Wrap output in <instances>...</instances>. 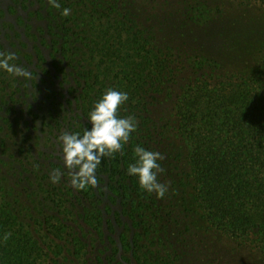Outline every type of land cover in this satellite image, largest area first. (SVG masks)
Wrapping results in <instances>:
<instances>
[{
    "label": "trees",
    "instance_id": "16d2710c",
    "mask_svg": "<svg viewBox=\"0 0 264 264\" xmlns=\"http://www.w3.org/2000/svg\"><path fill=\"white\" fill-rule=\"evenodd\" d=\"M183 1L0 0V53L31 74L0 70V264H183L181 150L208 228L264 258V39L240 42L222 8ZM109 88L137 128L79 190L58 140L91 127ZM137 145L164 157L163 198L127 175Z\"/></svg>",
    "mask_w": 264,
    "mask_h": 264
},
{
    "label": "clouds",
    "instance_id": "9594fccd",
    "mask_svg": "<svg viewBox=\"0 0 264 264\" xmlns=\"http://www.w3.org/2000/svg\"><path fill=\"white\" fill-rule=\"evenodd\" d=\"M49 3L59 8L57 0ZM70 9H63V15L70 14ZM13 54L0 53V70L6 71L16 77L28 79L30 72L24 68L11 64ZM129 99L128 93L113 88L106 90L95 102L90 114L91 127L86 128L81 135L78 132H65L59 137L64 165L74 170L72 172V186L83 190L88 185H97L96 169L106 156L122 150L129 141L131 134L136 131L137 122L133 116H120L118 109ZM135 160L127 167V175L138 177L140 187L148 193H155L163 198L168 191L166 184L158 180V175L163 172L160 161L164 159L159 151L148 150L137 145L134 148ZM61 171L53 170L51 180L57 183L61 179ZM11 233L4 232L0 240L7 241Z\"/></svg>",
    "mask_w": 264,
    "mask_h": 264
},
{
    "label": "rangeland",
    "instance_id": "374dc122",
    "mask_svg": "<svg viewBox=\"0 0 264 264\" xmlns=\"http://www.w3.org/2000/svg\"><path fill=\"white\" fill-rule=\"evenodd\" d=\"M158 1L164 4L158 10H167L170 7H167L166 4L168 2L172 3L171 12H174L173 10H176V7H180L185 2L183 0ZM193 2L194 0H189V3ZM210 3L214 8L220 7L223 9L225 18L220 25L226 27L227 31L232 25L233 31L240 38L243 36L240 42L248 43L253 39L256 41L264 39V10L260 6L234 0H210ZM147 9L150 11L151 7L147 6ZM156 31L158 38L161 39L163 32H159L158 29ZM228 67L233 70L240 68L239 65L233 62ZM178 164L179 180L183 182V185L181 182L177 186L180 191L179 197L181 198L178 203V211H180L181 215L186 213V216L182 218L181 226V229L185 231L183 237L185 240L183 264H264V258L256 251L243 248L228 237L208 228L190 196L189 169L185 152L182 150L178 158Z\"/></svg>",
    "mask_w": 264,
    "mask_h": 264
}]
</instances>
